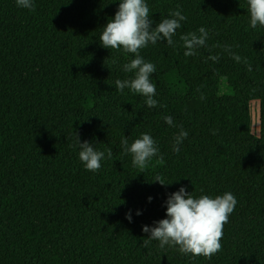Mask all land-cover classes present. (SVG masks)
Segmentation results:
<instances>
[{"label": "trees", "instance_id": "16d2710c", "mask_svg": "<svg viewBox=\"0 0 264 264\" xmlns=\"http://www.w3.org/2000/svg\"><path fill=\"white\" fill-rule=\"evenodd\" d=\"M120 2L0 0V264H264V26L251 27L247 0H145L153 27L186 17L173 45L140 49L156 68L149 108L115 84L134 78L123 65L135 54L101 45ZM201 27L205 45L185 56L181 36ZM143 134L158 153L141 170L121 141ZM79 139L104 153L98 171L80 161ZM181 187L237 200L211 259L145 243L143 227L167 219Z\"/></svg>", "mask_w": 264, "mask_h": 264}, {"label": "clouds", "instance_id": "9594fccd", "mask_svg": "<svg viewBox=\"0 0 264 264\" xmlns=\"http://www.w3.org/2000/svg\"><path fill=\"white\" fill-rule=\"evenodd\" d=\"M247 3L251 27L264 26V0H247ZM17 6L33 9V0H17ZM169 15L171 18H164L153 27V21L149 18V7L145 0H121L114 19L109 20L100 37L101 45L106 49H123L125 53L135 54V59L123 65L125 72L134 73V78L124 81L118 79L115 84L119 91L127 87L132 92L143 96L149 108L157 106V100L154 99L156 86L150 80L156 68L153 63L144 61L140 55V49L146 47L149 42L155 44L160 40H166L168 45H173V36L181 27V21H184L186 17L179 10L170 12ZM207 38L208 33L203 27L199 29V35L189 33L181 36L186 49L184 55H195V49L204 46ZM234 58L237 61L240 60L238 55ZM164 119L168 125H173L170 116ZM187 136L188 133L181 129L175 137L174 152L179 153V144ZM121 145L126 153L131 154L133 166L141 170L145 169L151 158L158 153L155 141L149 134H143L130 147L125 137ZM79 148V159L85 169L90 172L98 171L104 153L96 151L89 142L81 143L80 139ZM111 155V150H109L108 157L111 158ZM162 160L163 158L160 157L161 162ZM156 182L166 185L160 176L156 177ZM236 204L237 200L230 192L215 198L207 195L194 198L186 188L181 187L166 202L167 219L155 222L154 227H143L144 233H150L145 243L157 240L161 248L167 245L178 248L182 255H191L193 258L204 256L211 259L221 248L223 226L228 222ZM126 218L131 222L130 213Z\"/></svg>", "mask_w": 264, "mask_h": 264}, {"label": "rangeland", "instance_id": "374dc122", "mask_svg": "<svg viewBox=\"0 0 264 264\" xmlns=\"http://www.w3.org/2000/svg\"><path fill=\"white\" fill-rule=\"evenodd\" d=\"M251 114H252V133L256 136L260 134V103L253 101L251 103Z\"/></svg>", "mask_w": 264, "mask_h": 264}]
</instances>
